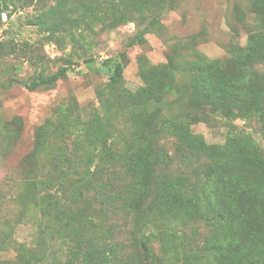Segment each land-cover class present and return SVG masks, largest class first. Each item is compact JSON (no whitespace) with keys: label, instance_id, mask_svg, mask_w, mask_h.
<instances>
[{"label":"trees","instance_id":"trees-1","mask_svg":"<svg viewBox=\"0 0 264 264\" xmlns=\"http://www.w3.org/2000/svg\"><path fill=\"white\" fill-rule=\"evenodd\" d=\"M33 1L0 0V15L16 3L28 6ZM48 1L51 4L30 18L29 25L46 33L49 40L63 34L71 44H77L78 37L93 31L95 25L112 29L126 21L142 25L149 19L127 43L129 47L146 45L144 35L159 23L163 12L174 9L169 0ZM245 1L259 18L258 29L227 60L199 55L189 66L193 71L189 86L196 101L226 119L239 116L246 122L257 121L264 137V0ZM6 47L0 43V55ZM8 48L14 51L13 45ZM119 58L120 62H102L108 82L88 118L66 109L60 111L58 122L41 127L43 177L26 180L19 196L22 201L35 199L37 184L41 194L45 192L42 199L48 204L41 206L40 213L45 217L47 241L39 239L31 249L21 245L19 264H38L46 253L58 264H160L152 262L149 243L157 241L161 256L168 254L169 231L161 224L187 226L197 220L210 221L213 229L204 248L205 262L195 254L182 264H264V155L246 136H229L217 145L193 134L191 125L207 123V113L192 114L189 122L158 118L160 96L171 82L170 58L164 65L141 67L142 85L134 92L122 83L126 53ZM70 69L69 64L51 74L38 72L29 81L16 82L29 91L51 88ZM120 110L126 114L128 136L118 127ZM168 136L209 163L203 166L206 177L201 194L189 189L186 176L155 173L161 161L156 146ZM233 162L240 168L225 172ZM117 170L129 174L122 188L116 184V176L123 175ZM61 201L64 204L59 207ZM125 226L132 228L128 238L138 234L127 257L124 238H119ZM45 241V253L40 254L38 248ZM59 255L63 262H58Z\"/></svg>","mask_w":264,"mask_h":264},{"label":"rangeland","instance_id":"rangeland-1","mask_svg":"<svg viewBox=\"0 0 264 264\" xmlns=\"http://www.w3.org/2000/svg\"><path fill=\"white\" fill-rule=\"evenodd\" d=\"M169 1L174 9L163 12L159 23L144 35L147 44L132 47L127 46L128 41L141 32L149 19L142 25L126 21L112 29L95 25L93 31H85L78 37L77 44H71L63 34L49 40L46 33L29 25L30 18L51 4L48 0H34L28 6L25 2L16 3L0 15V43L7 46L0 55V264H19L21 245L31 249L39 239L47 241L43 232L45 217L40 213L41 206L48 204L42 199L45 192L41 194L37 184L35 199L22 201L19 196L26 180L39 181L43 177L46 161L45 152L39 148L41 127L58 122L60 111L66 109L88 118L99 105V94L106 90L108 77L102 62L107 59L120 62L122 52L127 55L122 83L132 92L142 85L141 67L164 65L171 59L167 66L171 82L160 96L158 118L189 122L190 115L207 113V123L191 125L193 134L217 145H222L229 136H246L264 155V137L257 121L246 122L239 116L226 119L196 101L189 86L193 76L189 66L199 55L209 60L229 59L232 50L244 46L256 32L259 18L245 0ZM11 45L13 52L8 48ZM69 64L71 69L65 78L51 88L29 91L16 82L29 81L38 72L51 74ZM116 120L122 134L128 136L130 128L125 112L118 111ZM67 143L70 145V140ZM155 150L161 159L154 169L156 174L186 176L189 189L202 193L206 177L203 166L209 165L206 160L190 154L175 137L161 139ZM237 167L240 168L234 162L228 164L225 172ZM117 173L123 174L116 176V184L122 188L128 184L129 174L122 170ZM249 173L255 174L250 170ZM63 204L61 201L58 206ZM161 227L169 231L166 236L170 237V249L162 257L160 244L151 241L153 263L182 264L187 256L195 254H200L205 262L204 248L213 233L210 221L197 220L187 226L164 221ZM131 230L125 226L119 237L124 238L121 242L126 247L125 257L137 243L138 234L128 238ZM7 232L9 235L5 236ZM46 241L38 248L40 254L45 253ZM63 260L59 255L58 262ZM38 264L58 263L46 253Z\"/></svg>","mask_w":264,"mask_h":264}]
</instances>
